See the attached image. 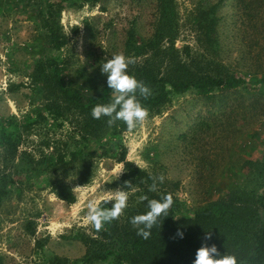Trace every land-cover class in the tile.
Instances as JSON below:
<instances>
[{
  "label": "rangeland",
  "instance_id": "rangeland-1",
  "mask_svg": "<svg viewBox=\"0 0 264 264\" xmlns=\"http://www.w3.org/2000/svg\"><path fill=\"white\" fill-rule=\"evenodd\" d=\"M46 1L0 0V129L15 127L17 136L13 161L0 147V174H21L10 176L0 199V264L81 259L76 233L91 228L88 202L110 200L108 191L122 188L120 145L125 161L150 177L165 176L157 186L172 195L176 219L231 192L263 193L264 0H174L173 48L180 57L188 52L200 73L242 75L245 82L210 96L193 89L171 94L143 125L120 133L106 128L94 139L80 111L31 80L35 66L48 69L55 62L64 85L82 96L100 90L107 86L103 63L117 54L131 58L124 54L128 34L138 40L152 35L156 2L74 0L56 17L43 15ZM45 18L65 39L59 50L38 22ZM51 104L56 112L47 110ZM86 149L103 155L90 160L91 177L80 185L77 170ZM60 182L73 192L72 204L53 195ZM138 191H126L128 202L142 201Z\"/></svg>",
  "mask_w": 264,
  "mask_h": 264
},
{
  "label": "trees",
  "instance_id": "trees-1",
  "mask_svg": "<svg viewBox=\"0 0 264 264\" xmlns=\"http://www.w3.org/2000/svg\"><path fill=\"white\" fill-rule=\"evenodd\" d=\"M74 0H47L45 13L59 11ZM87 2H92L86 0ZM94 2L97 0H93ZM93 2V3H94ZM157 16L154 30L149 39L138 40L129 33L124 43L125 55H131L134 63L129 64L128 74L142 81L151 89L148 99L137 96L143 107L156 111L164 105L171 94L183 93L193 89L197 94L209 95L217 90L234 91L241 86L245 79L241 75L224 74L213 76L200 73L197 65L188 52L180 57L173 48L175 32L174 0H155ZM47 31L48 43L54 50H59L64 44L63 37H57L56 31L48 19L38 20ZM212 22L207 24L208 33H212ZM165 44V45H163ZM137 58H139L137 60ZM49 63V62H48ZM43 63L35 66L31 80L41 86L46 85L54 91L61 104L71 106L80 111L83 128L87 135L95 138L103 130L111 129L112 133L127 131V126L117 121L109 127L107 118L94 119L91 110L97 104H107L111 100L110 89L104 86L98 91L82 96L64 85L57 64L50 62L48 69ZM57 104H51L47 110L56 112ZM13 131L0 129V147L8 162L16 159L17 136ZM118 161L122 164V184L131 182L129 191L137 188L139 198L161 200L166 194L157 186V191H149L152 180L140 168L125 161V150L122 145L118 150ZM103 155L97 149H86L81 153L77 178L80 185H85L91 177L90 160ZM1 173V172H0ZM12 178L21 174L14 172ZM11 175L0 174V199L5 195L8 184L12 182ZM10 177V178H9ZM264 189V186H263ZM53 195L66 204L75 200L73 192L60 182L52 187ZM264 193V191H263ZM258 196L241 191L231 192L221 197L190 217L176 219L173 217V205L168 216H162L157 225L151 229V236L145 240L137 235V229L130 223L131 219L148 211L147 202L137 204L128 202L124 214L97 232L92 226L88 232L78 231L76 238L84 246V254L78 261H68L64 258H52L46 264H193L197 250L204 244L216 245L221 256L234 255L238 264H264V194ZM101 208H111L110 200H101ZM211 233V239L206 240V234ZM178 233H182V238Z\"/></svg>",
  "mask_w": 264,
  "mask_h": 264
},
{
  "label": "clouds",
  "instance_id": "clouds-1",
  "mask_svg": "<svg viewBox=\"0 0 264 264\" xmlns=\"http://www.w3.org/2000/svg\"><path fill=\"white\" fill-rule=\"evenodd\" d=\"M134 60L125 57L123 54H117L103 63L101 73L107 76V87L110 89L111 100L107 104H97L92 110L91 115L94 119L107 118V125L112 127L117 121L123 122L129 131L136 129L144 124L149 116L147 108L143 107L137 96L145 100L151 95V89L142 81L137 80L134 76L128 74L129 64ZM120 173L118 174L119 177ZM117 177V178H118ZM152 184L149 191H157V185L164 183L165 176H151ZM131 187V182H125L123 188H116L108 191L111 208H101L95 200L87 204V221L91 226L100 232L105 224L118 220L128 207V192L124 188ZM82 188L76 187L73 191ZM141 200L147 202L148 211L144 214L134 216L130 223L137 229V235L147 240L151 236V229L157 225L162 216H168L169 209L174 201L169 193L161 200L149 199L142 196ZM182 238V233H178ZM206 240L211 239V233L208 232ZM193 264H238L234 255H223L219 253L216 245H202L196 252Z\"/></svg>",
  "mask_w": 264,
  "mask_h": 264
}]
</instances>
